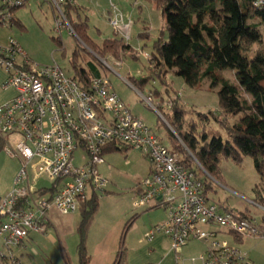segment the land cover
<instances>
[{"label":"built area","instance_id":"built-area-1","mask_svg":"<svg viewBox=\"0 0 264 264\" xmlns=\"http://www.w3.org/2000/svg\"><path fill=\"white\" fill-rule=\"evenodd\" d=\"M33 1L39 0H0V26H13L14 11ZM42 1L57 15L55 31L75 35L64 13L76 0ZM260 5H264L262 0L254 4ZM111 8L110 27L129 43L132 22L117 7ZM133 55L135 59L143 57L148 66L152 63L151 55L142 49H134ZM99 61L119 76L120 62L111 57ZM0 70L5 74L3 88L15 93L0 105V137L17 138L15 143L5 140L3 151L21 163L13 190L0 194V264H19L10 249L22 245L31 232L45 233L51 209L64 216L74 214L80 199L89 192L103 195L109 182L99 167L105 162L103 150L111 145L134 150L149 162L150 173L140 184L143 190L133 208L156 204L166 210L167 218L153 227L148 241L162 233L169 237L174 251L189 241H201L206 248L201 264H252L246 253L219 235L264 239V205L254 198L245 199L251 208L245 217L210 200L207 180L187 167L130 111L104 75L90 77L84 87L65 76L56 63L41 66L31 62L12 37L0 44ZM122 80L131 86L126 78ZM142 97L159 115L152 99ZM78 150L85 152L86 158L75 166ZM43 179L57 189L52 197L42 194L44 185L36 187Z\"/></svg>","mask_w":264,"mask_h":264},{"label":"trees","instance_id":"trees-1","mask_svg":"<svg viewBox=\"0 0 264 264\" xmlns=\"http://www.w3.org/2000/svg\"><path fill=\"white\" fill-rule=\"evenodd\" d=\"M258 1L260 0H153L165 20L167 38L160 36L153 44L148 78L137 79L130 74L125 78L139 93H142L151 77L160 81L165 88L164 95L169 99L170 106H166L161 91L158 90L151 93L157 100V103L152 101V104L160 115L159 120L167 127L171 150L179 155L187 167L207 180V194L211 184L205 174L218 180L222 160L229 159L240 165L244 157H249L259 178V185L254 189V199L264 205V35L260 27H264V5L254 6ZM80 12V8L75 5L66 7L64 14L82 44L72 56L73 78L87 87L90 77L104 75L105 68L99 59L110 56L122 62L123 57L132 55L134 49L115 35L114 31L110 39L99 44L92 41L88 36V24L81 18ZM13 23L22 28L16 18ZM148 37V33L140 35L141 39ZM53 40L59 47L62 46L58 39ZM257 46L260 47L255 56L250 58L248 54ZM226 70L234 72L235 84L222 76V72ZM169 71L183 79L189 88L200 87L204 80L210 82L212 89L220 85L217 95L223 118L214 120L225 130L229 141L224 142L218 134L210 137L205 130H197L198 125L194 121L186 120L187 113L179 93L170 94L171 90L166 82ZM196 116L199 124L209 121V117L204 114L197 113ZM228 117L236 118L234 124L229 125ZM4 145L5 137H0V150H3ZM122 147L108 146L103 150V155L121 151ZM56 192L55 187H46L42 194L52 197ZM99 198L98 194L91 191L80 199L78 264H88L89 261L85 244L88 228L98 209ZM232 211L245 217L251 214L248 208L242 212ZM47 225L48 221L46 227ZM233 236L237 242L244 238ZM28 239L29 236L22 245L10 249L12 258L18 262ZM14 250L20 252L19 255H15ZM122 257L123 249L118 252L113 264H120ZM8 262L6 261L7 264Z\"/></svg>","mask_w":264,"mask_h":264},{"label":"rangeland","instance_id":"rangeland-1","mask_svg":"<svg viewBox=\"0 0 264 264\" xmlns=\"http://www.w3.org/2000/svg\"><path fill=\"white\" fill-rule=\"evenodd\" d=\"M110 1L117 5L122 12L130 14L132 18L134 24L128 44L133 49L140 47L144 52L151 54L154 42L160 36L163 39L167 38L165 20L153 0H125L123 8L122 2L120 3L119 0H76L83 19L85 17L88 19V36L92 41L99 44L113 37V31L107 22ZM14 15L22 28L17 25L0 26V44H6L7 39L12 37L31 62L41 66H48L55 62L65 76L73 77L72 56L76 48H80L82 44L76 34L70 35L67 31L59 34L55 31L57 15L52 6L42 0L33 1L26 7L17 9ZM74 19L76 21V18ZM260 27L264 35V27ZM146 32L149 35L148 39H141L140 35ZM53 39H58L62 46L59 47ZM259 47H254L248 54L250 58L255 56ZM109 57L107 56V58ZM127 74L137 79L148 78L150 75L148 62L143 57L135 59L133 54L127 55L123 57L119 76L109 69H105L104 76L110 81L116 94L132 113L154 130L165 146L171 148L166 125L159 120L158 114L145 103L142 97L148 96L153 103H157L151 93L155 90L161 91V96L166 106L169 107L170 101L164 95L165 88L160 84V81L151 77L142 93H139L122 80ZM222 76L229 82L236 83L234 72L231 70L223 71ZM166 82L170 87V94L172 92L179 93L188 122L194 121L198 125L197 130H205L210 137L218 134L224 142L229 141L225 130L214 120L223 118L217 95L220 85L212 89L210 82L204 80L200 87L189 88L184 84L183 79L177 77L173 71H169L166 75ZM197 113L208 116L209 121L197 123ZM235 121L236 118H227L229 125L234 124ZM5 140L15 143L17 138L6 136ZM124 149L122 147L121 151L107 152L104 155L105 164L99 167V172L108 180L109 185L106 189L108 193L100 195L99 217L94 230L102 232L112 224L114 226V224L122 223L117 231L118 237L122 234L124 223L134 214L131 211V205L135 198V189L145 179L148 170L147 163H149L142 154L131 149ZM5 157L8 156L3 150H0V161L2 162ZM82 157L86 158L85 152L82 150L75 152L73 161L75 166L82 164ZM219 169L220 178L218 180L209 179L205 174L211 184L208 198L229 210L234 209L242 212L243 208L251 209L245 199H253L254 189L259 185V178L252 159L244 157L240 165L229 159L222 160ZM42 185L50 187V184L44 179L40 180L36 187L40 188ZM36 198L34 196V200ZM77 218L80 217L77 216ZM50 236L54 237L56 242H53ZM36 237V240L29 242L26 249L22 251V256H19V264H78L77 244L79 239L76 232L63 237L53 228H49L45 233H39V236ZM238 246L241 251L249 255L253 264H264L263 238L244 237ZM19 253L14 250L15 255H19Z\"/></svg>","mask_w":264,"mask_h":264},{"label":"crops","instance_id":"crops-1","mask_svg":"<svg viewBox=\"0 0 264 264\" xmlns=\"http://www.w3.org/2000/svg\"><path fill=\"white\" fill-rule=\"evenodd\" d=\"M119 1L120 3L122 2L121 5L123 8V3L126 1ZM111 5L117 7V9L126 18H128L132 22V24H134L132 18L130 17V14L122 12L121 9L111 1L110 8L107 13V22L108 19L112 17ZM81 14L82 13L80 12V15ZM81 18H83L82 15ZM84 20H86L87 22L88 19L85 17ZM134 49H140V47H136ZM120 63L122 64L123 61ZM4 80L5 74L0 70V105L9 101L15 95L13 89L3 88ZM20 168L21 163L19 159L5 157L2 160L0 167V194H6L13 190V188L15 187V180ZM147 169L148 170L146 177L150 173L149 163H147ZM142 190L143 189L140 187V185H138L137 189H135L134 201L142 193ZM107 193L108 192L106 190V194ZM133 203L131 205V211L134 214L130 219L127 220L126 223H124L122 227L123 231L121 232L122 234H120L119 237L117 236V231L120 229L119 226L122 223L116 225L114 224V226L112 224L110 225V227L108 226L109 228L106 227L102 232L94 231L99 217L100 205H98V209L88 228L86 238L85 247L86 252L89 256L88 264H113L117 258L118 252H121L122 249L123 257L120 264H201L200 257L203 253H205L206 250L205 244L201 241H189L178 251H174L172 249L169 237L162 233L155 234L154 237L150 241H148V234L150 233V231H152L153 227L163 223L166 220L167 212L163 207H160L156 204H151L142 209L135 210L133 208ZM245 209L243 208L242 211ZM77 216L80 217L79 211L74 214L64 216L60 215L55 209H51L48 212V225L46 228L47 230L49 228H53L58 232V234L63 237L72 232H76L78 236V228L80 225L81 217L77 218ZM129 221H131L130 225L125 230L126 225ZM36 236H39V233L37 234L34 232L29 235V239L25 242L23 250L26 249V245L29 244V242H33L34 240H36ZM219 237L227 240L229 243L237 246L238 248L239 243L242 242V240L241 242H237L234 236L227 235L225 233L220 234ZM50 239L53 242H56V239L54 237L50 236ZM247 256L253 264L249 255Z\"/></svg>","mask_w":264,"mask_h":264}]
</instances>
